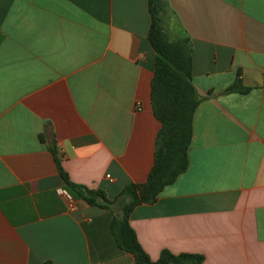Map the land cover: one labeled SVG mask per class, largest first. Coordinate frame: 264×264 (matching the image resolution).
Returning <instances> with one entry per match:
<instances>
[{"label":"crops","instance_id":"crops-1","mask_svg":"<svg viewBox=\"0 0 264 264\" xmlns=\"http://www.w3.org/2000/svg\"><path fill=\"white\" fill-rule=\"evenodd\" d=\"M172 40L193 46L189 167L130 225L151 260L264 264V0H169ZM150 0H0V264H135L109 209L153 169ZM251 88L227 93L237 80ZM69 193V192H68Z\"/></svg>","mask_w":264,"mask_h":264},{"label":"trees","instance_id":"trees-1","mask_svg":"<svg viewBox=\"0 0 264 264\" xmlns=\"http://www.w3.org/2000/svg\"><path fill=\"white\" fill-rule=\"evenodd\" d=\"M150 14L152 24L149 40L156 52L151 101L161 129L156 142L154 166L148 180L142 184L126 186L110 201L102 190L73 183L60 162L59 171L73 198L103 209L119 204L121 215L114 217L112 232L119 248L135 257V264H203L202 255H176L170 251H163L157 261L151 260L130 225L131 214L138 206L156 203L163 190L188 170L194 116L201 102L193 83L191 40H172L169 35L168 23L173 16L169 0H150ZM250 89L238 79L226 92L246 94Z\"/></svg>","mask_w":264,"mask_h":264},{"label":"built area","instance_id":"built-area-1","mask_svg":"<svg viewBox=\"0 0 264 264\" xmlns=\"http://www.w3.org/2000/svg\"><path fill=\"white\" fill-rule=\"evenodd\" d=\"M62 194H64L66 196V198L68 199V201L70 202L71 208L75 209V205H74V201H73L72 196L66 191H62Z\"/></svg>","mask_w":264,"mask_h":264}]
</instances>
